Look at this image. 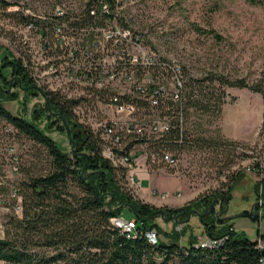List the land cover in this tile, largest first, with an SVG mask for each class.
<instances>
[{
	"label": "rangeland",
	"instance_id": "obj_1",
	"mask_svg": "<svg viewBox=\"0 0 264 264\" xmlns=\"http://www.w3.org/2000/svg\"><path fill=\"white\" fill-rule=\"evenodd\" d=\"M7 1L13 5L6 11L16 14L9 15L0 10V90L8 98L12 96L11 99L3 100V106L12 113L34 119L57 144L71 151L72 145L62 119L58 115H50V108L32 81L31 89L22 86L19 75L7 62L9 59H20L22 50L34 42L35 35L26 27L25 17L47 18L58 5H63L70 15H78L84 0ZM121 11L125 16V24L140 33L149 48L175 58L185 66L187 76L208 85L205 90L212 89L216 96L221 97L219 113L209 114L201 120L204 134L218 133L223 139L236 142L237 147L229 155L210 147L193 148L182 156L179 170L152 171L143 164L136 165L133 173L138 188L129 184L125 186L126 178L118 176L119 183L139 199L141 194L153 193L156 198L164 195L166 200L180 202L184 201L189 191V199L181 205L146 202L159 209L153 212L165 210V216L171 212H167L168 209H173V217L168 221L161 218L159 213L151 217L153 224L160 228L159 233L155 227L152 229L161 240L169 241L168 235L174 231L179 232L178 242L181 245L188 243L194 236L197 242L212 240L215 238L208 236L211 227L215 226L219 230L231 224L250 239L258 241L260 238L263 241L264 100L259 92L248 87L227 86L214 76L221 75L231 80L243 78L248 84L260 80L264 82V4H250L246 0H122ZM193 23L202 28H213L222 38L195 31ZM67 125L71 134L73 126L68 121ZM244 152L246 156L241 154ZM30 158L28 156V160ZM47 163L41 159L29 167V174L44 172ZM239 173L240 177L233 183L228 210L221 214L235 216L233 219H226L220 224L215 222V212L224 208L221 198L210 212L215 220H203L204 216L201 218L194 213L187 219L188 213L195 208L175 212L199 195L226 190L233 177ZM252 205L257 214L255 219L247 215L236 216ZM8 212L0 204V236ZM176 215L184 222L178 223ZM134 216L130 207H121L119 217L130 219Z\"/></svg>",
	"mask_w": 264,
	"mask_h": 264
},
{
	"label": "trees",
	"instance_id": "obj_2",
	"mask_svg": "<svg viewBox=\"0 0 264 264\" xmlns=\"http://www.w3.org/2000/svg\"><path fill=\"white\" fill-rule=\"evenodd\" d=\"M100 1L102 0L84 1L78 15L66 12L62 16L53 13L43 19L25 17V25L33 34H46L52 30L55 23H65L72 34L78 35L83 29L93 28L95 23L101 24L104 19L115 15L121 25L128 26L122 11L115 13L122 0H104L110 7L107 14L98 10ZM246 1L255 5L264 4V0ZM11 5L13 4L7 0H0L2 12L16 14L6 11ZM92 7L96 9L95 14L90 12ZM192 27L199 33L222 38L213 28H202L194 23ZM25 50H22L20 59H9L7 63L11 64L13 71L19 75L22 86L31 89L27 67L22 63L23 55H26ZM182 68L185 83L182 101L184 124L182 129L179 126L171 128L169 133L152 147L176 149L182 156L193 148L206 147L231 154L237 147L236 142L223 139L218 133L204 134L205 129L201 123L205 116L219 113L221 97L216 96L212 89L205 90L208 85L187 76L185 66L182 65ZM216 77L227 86L248 87L259 92L264 100V82L261 80L248 84L243 78L231 80L221 75L214 76ZM1 95L5 94L0 90V116L17 130L15 142L19 147L20 175L16 187L21 207L20 213H16L14 205L17 197L2 204L9 211L0 236L2 264H260L261 251L257 247V240H252L245 233L235 230L231 224L219 230L215 226L209 229L212 238L224 236L222 244L213 248L196 245L195 236L191 237L188 243L181 245L177 231L168 235L169 241L157 238L155 243H151L145 236L146 231L155 227L159 233L160 228L153 224L151 218L139 219L145 218L158 208L133 197L123 188L119 177L126 178L125 169L107 163L93 134L72 122V105L69 101L56 95L48 97L50 115H62L73 126L71 135L77 145L75 152L64 150L34 119L23 118L7 110L3 106V100L11 99L12 96L8 98L7 95ZM241 154L247 155L245 152ZM28 156L31 157L30 160ZM41 159L48 162L47 169L42 173L30 175L29 167L36 165ZM85 166L86 172H93L87 177L82 174ZM240 175L241 173L233 177L226 190H214L199 195L175 212L192 208L204 212L212 200L221 194L229 201L232 198L233 183ZM125 180L126 186L128 183L127 179ZM0 196L8 198L7 187L0 186ZM123 203L131 204L135 208L133 218L136 220V228L133 236H127L111 222V218L121 216ZM115 207L118 208L114 210ZM172 210L168 209L167 212ZM212 214L209 213L202 219H214Z\"/></svg>",
	"mask_w": 264,
	"mask_h": 264
},
{
	"label": "built area",
	"instance_id": "obj_3",
	"mask_svg": "<svg viewBox=\"0 0 264 264\" xmlns=\"http://www.w3.org/2000/svg\"><path fill=\"white\" fill-rule=\"evenodd\" d=\"M98 10L107 14L110 7L102 0ZM119 11L121 6L115 13ZM66 12L63 5L54 10L56 16ZM90 12L95 14V7ZM67 28L65 23H55L46 34L34 33V42L23 55L26 73L45 104L50 107L48 97L53 95L69 101L72 122L93 134L107 163L125 169L131 187L139 186L133 173L136 165L152 171L179 170L180 151L152 145L171 128L182 129L184 124L182 64L149 48L140 33L121 25L115 15L78 35ZM16 131L0 116V186L8 188V198L0 196L1 205L17 197L20 154ZM14 210L21 211L18 197ZM111 222L127 236L135 235V218L113 217ZM145 236L151 243L157 240L153 229ZM223 240L221 236L196 245L213 248ZM257 247L259 263L264 264V240L259 238Z\"/></svg>",
	"mask_w": 264,
	"mask_h": 264
},
{
	"label": "water",
	"instance_id": "obj_4",
	"mask_svg": "<svg viewBox=\"0 0 264 264\" xmlns=\"http://www.w3.org/2000/svg\"><path fill=\"white\" fill-rule=\"evenodd\" d=\"M54 115H59V114H54ZM60 118L62 119V122H63V124H64V126H65V129H66V133H67L68 139H69V141L71 142V145H72V151L75 152L77 147H76V144L73 142V140H72V138H71V134H70L69 127H68V125H67L66 118H65L64 116H62V115H60ZM86 171H87V167L85 166L84 169H83V171H82V174H85V177H87V176H89L91 173H93V172H91V171H89V172H86ZM92 181H93V179H92ZM220 198L222 199V203H223L224 208L215 212V216H216V220H215V222L220 224V223H222V222H223L224 220H226V219H230V218L233 219L235 216H227V215H225V216H221V214L226 213L227 210H228V199H227L224 195H222V194L216 196V197L212 200V202L210 203V205L208 206V208L205 210V212L201 213V212H199L197 209H194V210H192V211H190V212L188 213V217H187V219H189V217L191 216L192 213L196 214L197 216H199V217H201V218H202L203 216L209 214V213L214 209V207H215V205H216V202H217ZM111 200H112V198H110L109 201H111ZM127 206L130 207L131 210H132L133 212H135V208H134L133 205L128 204V203H123V204L121 205V207H127ZM117 208H118V207H115L114 210H116ZM158 213L160 214L161 218H163V219H165V220L168 221V220H170V219L173 217V213H174V212L171 211V212L168 214V216H165V210H160V211L152 212L151 214H149L148 216H146V217L143 218V219H139L138 217H136V218L139 219V220H144V219L151 218V217L155 216V215L158 214ZM240 215H247V216H249V217L255 219L256 216H257V214L254 212V205H252V206L250 207V209H244V210H242V211H241L240 213H238L236 216H240ZM175 220H176L178 223H183V222H184V220H179V219H178V215L175 216ZM208 236H209V237L212 236L210 232L208 233Z\"/></svg>",
	"mask_w": 264,
	"mask_h": 264
},
{
	"label": "crops",
	"instance_id": "obj_5",
	"mask_svg": "<svg viewBox=\"0 0 264 264\" xmlns=\"http://www.w3.org/2000/svg\"><path fill=\"white\" fill-rule=\"evenodd\" d=\"M152 192H155L154 189H152ZM189 191L187 190L186 193V198L184 199V201H180V202H176V201H172L171 200H166L167 197L161 195L160 198H156L155 196H153L152 194L148 193V194H141V198L143 201L145 200V202H151V203H163V204H168V205H181L182 203H184L186 200H188L189 198L187 197V195H189L188 193ZM162 204V205H163Z\"/></svg>",
	"mask_w": 264,
	"mask_h": 264
},
{
	"label": "flooded vegetation",
	"instance_id": "obj_6",
	"mask_svg": "<svg viewBox=\"0 0 264 264\" xmlns=\"http://www.w3.org/2000/svg\"><path fill=\"white\" fill-rule=\"evenodd\" d=\"M214 220H215V217H214Z\"/></svg>",
	"mask_w": 264,
	"mask_h": 264
}]
</instances>
